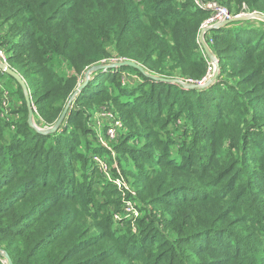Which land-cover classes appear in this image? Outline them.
I'll use <instances>...</instances> for the list:
<instances>
[{
	"label": "trees",
	"instance_id": "1",
	"mask_svg": "<svg viewBox=\"0 0 264 264\" xmlns=\"http://www.w3.org/2000/svg\"><path fill=\"white\" fill-rule=\"evenodd\" d=\"M201 1L264 14V0ZM209 16L194 0H0V50L47 128L97 64L200 81ZM204 39L220 64L207 87L97 70L49 133L0 70V249L13 264H264V21ZM3 89L16 98L5 116ZM103 109L124 127L109 148L91 127Z\"/></svg>",
	"mask_w": 264,
	"mask_h": 264
},
{
	"label": "built area",
	"instance_id": "2",
	"mask_svg": "<svg viewBox=\"0 0 264 264\" xmlns=\"http://www.w3.org/2000/svg\"><path fill=\"white\" fill-rule=\"evenodd\" d=\"M195 4L203 9L209 10L210 11V16L205 19L201 25V29L204 27H209L217 22L223 21V20H227L230 19L234 16H242V17H246L249 16L251 18L254 19H258L263 21V17L264 14L259 13L257 11H246L244 9H242L238 14L232 15L229 13V11L223 7L222 5H220L218 2H202L201 0H194ZM207 66H206V73L205 76L200 80V81H194L192 79H180V81L182 83L185 84H203L205 83L211 76V74L214 71V63L211 59H209L207 56ZM5 56L2 52V50H0V61L3 62L4 64H6L5 61ZM8 92L6 90L3 89V113L2 115H7L8 111L7 106V100H8ZM97 116V118H95ZM105 118L106 121H108V123L106 122V124H102L99 125V119ZM92 128L96 131L97 136L99 138L103 137V132H104V139L102 142H100L104 147L109 148L110 146H108V141H114L116 139V135L118 133L119 130H122L123 127V123L115 118L113 115H111L110 113H96L94 116V119L92 120ZM104 129V130H103ZM103 130V131H102ZM93 159L96 161L98 168L100 169L101 172H103L106 176V178L108 179V181H110L112 184L115 185V187L117 188H124L126 190H129V187L127 185H125V182L123 181L122 176H117V177H113L110 174L109 171V167L108 164L106 163V161L102 158H100L99 156H94ZM106 163V164H105ZM113 166H116L115 164ZM132 192H134L133 190H131ZM125 210L127 213H133L135 216L137 215V213L135 212L132 204L130 201H126L125 202ZM4 264L5 262L2 261Z\"/></svg>",
	"mask_w": 264,
	"mask_h": 264
},
{
	"label": "water",
	"instance_id": "3",
	"mask_svg": "<svg viewBox=\"0 0 264 264\" xmlns=\"http://www.w3.org/2000/svg\"><path fill=\"white\" fill-rule=\"evenodd\" d=\"M249 18H251V17H249V16H246V17L234 16L230 19L217 22V23H215L209 27H204L200 30L199 35H198V42H199L201 49L203 50L204 54L209 59H211L214 63V71L211 74L210 78L205 83H203V84H185V83H182L180 81V79H178V78H163V77H157L154 75H150V74L146 73L145 70L139 64H137L136 62H134L132 60L114 61L113 63H110V64H102V63L97 64L85 72L84 80L77 86L74 94L70 98L68 104L65 106L64 110L62 111V113L59 116V118L57 119V121L51 127H47V128L46 127L40 128L33 121V109L31 107V102H30V99H29L28 94H27V86H26V83L24 82L23 78L16 71H14L8 65L4 64L1 61H0V70L5 72L10 77H12L22 88V91L25 94V98H26V106H27V111H28L27 122H28L29 126L35 128L40 133L54 132L59 128V126L63 122L65 116L69 113V107H70L71 100H73L75 98V96L80 93L82 88L88 82L90 75L97 70H103V69L106 70L109 68H116V67L119 68L122 66H130V67L136 68L137 70L142 72L145 76L152 78V79H155V80L166 81V82H170V83H178V84L183 85L184 87L191 88V89L192 88L207 87L208 85H210L211 83H213L215 81V79L218 75V72H219L220 64H219L217 57L213 53V51L209 48L206 41L204 40V34L210 30L220 28V27L227 25L231 22L242 21V20H246ZM263 21H264V17H263ZM0 256L2 257V260L6 264H13L10 256L8 255V253L6 251L0 249Z\"/></svg>",
	"mask_w": 264,
	"mask_h": 264
},
{
	"label": "rangeland",
	"instance_id": "4",
	"mask_svg": "<svg viewBox=\"0 0 264 264\" xmlns=\"http://www.w3.org/2000/svg\"><path fill=\"white\" fill-rule=\"evenodd\" d=\"M204 40H205V39H204ZM6 65H7V63H6ZM8 81H10V80H9V79H6V78H2V79H0V85H3V86L6 85V86H8ZM0 88H1V86H0ZM9 88H10V87H9ZM13 94H14L13 92H9V91H8V95H7L8 100H7V103H8L9 101L14 102V101L16 100V98H13V99L11 100ZM99 112H102V113H110L111 115L114 116V114H113L112 112H110L109 110L103 109L102 111L94 112L93 117H92V120L94 119L95 114H96V113H99ZM95 118H97V116H96ZM33 121H34V118H33ZM106 122H108V121H106L105 118L99 119V125L106 124ZM34 123L36 124L35 121H34ZM91 127H92V126H91ZM92 129H93V128H92ZM103 139H104V132H103V137L100 138V142H102ZM113 153H115L114 150H113ZM106 163L108 164V162H106ZM106 163H105V164H106ZM119 174H120V173H119ZM120 176H122V175L120 174ZM122 178H123V181L125 182V185H127V186L129 187L130 182L128 181V182H129V183H128V182L126 181V178H124L123 176H122ZM128 179L131 180L130 177H129Z\"/></svg>",
	"mask_w": 264,
	"mask_h": 264
}]
</instances>
